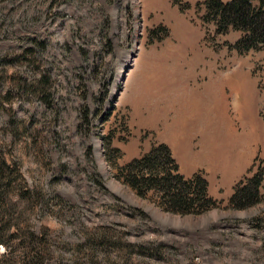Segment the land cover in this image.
<instances>
[{
  "label": "rangeland",
  "instance_id": "374dc122",
  "mask_svg": "<svg viewBox=\"0 0 264 264\" xmlns=\"http://www.w3.org/2000/svg\"><path fill=\"white\" fill-rule=\"evenodd\" d=\"M203 2L0 0V69L29 89L45 72L54 81L25 96L1 86L32 133L16 151L49 197L35 226L51 234L50 264H264V183L260 204H229L264 163V49L231 48L243 31L217 33ZM9 122L0 112L2 143ZM156 143L207 178L216 207L172 213L125 183L118 167ZM125 243L146 250L132 257Z\"/></svg>",
  "mask_w": 264,
  "mask_h": 264
},
{
  "label": "trees",
  "instance_id": "16d2710c",
  "mask_svg": "<svg viewBox=\"0 0 264 264\" xmlns=\"http://www.w3.org/2000/svg\"><path fill=\"white\" fill-rule=\"evenodd\" d=\"M203 3L207 8L204 22L215 20L217 33H226L231 27L243 31L241 37L230 45L231 48L243 53L264 49V0H204ZM187 6H182L181 11L187 10ZM18 56L25 57V52ZM12 60L15 58L8 61ZM13 81L20 96L39 90L49 93L54 84L52 77L45 72L29 89L24 78L15 76L7 68L0 69V112L4 111L10 116L9 126L4 133L10 136V141L2 143L0 140V245L6 249V252L0 253V264H22L16 260L15 245L17 248L20 245L25 254L31 255L30 264H50L53 252L48 239L51 234L47 226L42 225L41 230H36L35 226V217L47 206L49 197L42 184H28L22 171V160L16 151L19 141L28 142L32 133L29 125L21 123L15 116L11 105L13 91L1 88L7 82L11 85ZM5 103L10 106L6 107ZM34 138L37 145L40 140ZM104 138V144L109 147L110 137ZM118 168L119 176L138 195L147 197L153 193L166 211L183 215L201 214L218 205V200L210 195L207 178L200 172L189 177L184 175L166 143L152 145L148 152ZM263 183L264 163L261 162L251 176L235 185L229 199L230 206L246 209L260 204ZM125 244L126 252L132 257L146 250L137 244ZM45 254L49 257H45Z\"/></svg>",
  "mask_w": 264,
  "mask_h": 264
}]
</instances>
